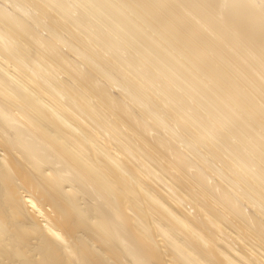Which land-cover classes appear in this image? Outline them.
Returning <instances> with one entry per match:
<instances>
[{
    "label": "bare ground",
    "instance_id": "1",
    "mask_svg": "<svg viewBox=\"0 0 264 264\" xmlns=\"http://www.w3.org/2000/svg\"><path fill=\"white\" fill-rule=\"evenodd\" d=\"M0 264H264V0H0Z\"/></svg>",
    "mask_w": 264,
    "mask_h": 264
}]
</instances>
